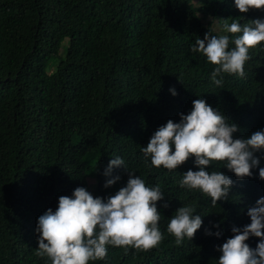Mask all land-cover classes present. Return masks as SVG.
<instances>
[{"label": "trees", "instance_id": "1", "mask_svg": "<svg viewBox=\"0 0 264 264\" xmlns=\"http://www.w3.org/2000/svg\"><path fill=\"white\" fill-rule=\"evenodd\" d=\"M257 18L264 9L241 13L235 0H0V264H51L36 255L38 217L77 187L91 192L90 177L92 194L105 199L126 186L123 166L112 172L121 179L104 186L115 156L146 186L159 185L164 238L150 250L109 245L104 259L89 264H218L217 246L233 226L251 222L248 208L264 197L259 169L240 179L225 162H211L209 174L234 182L228 199L213 206L199 189L180 187L183 172L198 170L194 158L170 171L146 162L141 148L198 98L239 126L234 138L264 130V42L249 49L244 77L222 74L223 87L211 80L217 65L191 51L210 29L229 35L231 50L242 33H225L223 19ZM256 155L264 167V152ZM182 206L203 224L177 245L167 225ZM259 239L246 242L255 248Z\"/></svg>", "mask_w": 264, "mask_h": 264}, {"label": "clouds", "instance_id": "2", "mask_svg": "<svg viewBox=\"0 0 264 264\" xmlns=\"http://www.w3.org/2000/svg\"><path fill=\"white\" fill-rule=\"evenodd\" d=\"M235 6L247 13L250 9H264V0H235ZM222 28L225 33H242L234 39L235 47L231 50L229 35H213L211 29L191 46L192 52L203 53L210 63L217 65L211 80L218 87H223V73L245 76L249 49L264 42V18L244 25L229 24L223 19ZM170 91L172 95L178 94L175 87ZM192 104L188 114H179V122L169 119L153 133L147 146L141 148L145 161L150 158L154 167L163 166L171 171L194 158L198 170L190 168L183 172L180 187L199 189L211 197L213 206L228 199L234 182L221 171L209 174L206 169L211 162H225L227 169L240 179L252 177L253 169L258 168L259 178L264 180V167H260L261 158L256 155L264 152V130L253 132L250 137L234 138L239 126L229 123L218 108H213L205 98L195 99ZM120 166L127 171L128 180L114 195L105 199L94 196L85 187H77L71 196L59 197L55 211L48 208L38 217L37 256L47 257L51 264H89L104 259L109 245L142 250L159 245L164 237L158 227L157 204L164 194L159 185L146 186L121 156L110 159L104 175L111 178L106 180L105 188L121 179L119 175L112 176L113 169ZM168 206L165 202L164 207ZM195 211L192 206H182L170 217L167 232L175 237L177 245L185 237L193 240L201 228L202 216ZM247 214L251 222L233 226L234 235L217 246L221 253L218 264H264V197L249 207ZM215 226L219 229L220 225ZM206 234L213 235L209 230ZM214 235L219 237L222 233L217 231ZM252 236L260 238L255 248L246 242Z\"/></svg>", "mask_w": 264, "mask_h": 264}, {"label": "rangeland", "instance_id": "3", "mask_svg": "<svg viewBox=\"0 0 264 264\" xmlns=\"http://www.w3.org/2000/svg\"><path fill=\"white\" fill-rule=\"evenodd\" d=\"M65 45H66V43H65ZM65 45L63 46V48H62V50H61V52L63 53L64 52V48H65ZM88 180H89V184H90V190H91V193H92V191H93V189H94V187H95V185H96V180L95 179H93V178H88Z\"/></svg>", "mask_w": 264, "mask_h": 264}]
</instances>
